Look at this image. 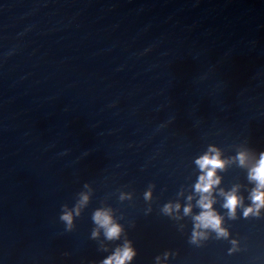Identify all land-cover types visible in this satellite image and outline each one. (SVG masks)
Wrapping results in <instances>:
<instances>
[{
  "label": "water",
  "instance_id": "95a60500",
  "mask_svg": "<svg viewBox=\"0 0 264 264\" xmlns=\"http://www.w3.org/2000/svg\"><path fill=\"white\" fill-rule=\"evenodd\" d=\"M210 147L228 236L191 243ZM261 152L264 0H0V264H100L125 240L132 264H264V208L244 215Z\"/></svg>",
  "mask_w": 264,
  "mask_h": 264
},
{
  "label": "clouds",
  "instance_id": "9594fccd",
  "mask_svg": "<svg viewBox=\"0 0 264 264\" xmlns=\"http://www.w3.org/2000/svg\"><path fill=\"white\" fill-rule=\"evenodd\" d=\"M248 158V153L246 151L240 152L237 155V159L241 166H246V161ZM195 163L200 168L202 175H200L197 184L195 185V191L200 194L201 198L198 201V206L201 208L199 215L194 217L196 222L195 229L192 234L191 243H196L198 238L203 236V233L198 231L199 229H212L217 232L218 236L227 238L228 232L224 229L222 225V217L219 216L213 208L214 200L211 198V192L215 185L220 183L219 177H216L215 173L217 169H222L224 167V162L220 159V154L217 149L210 147L208 153L199 157ZM248 179L255 183L250 199L252 201V206H249L244 210V215L247 217L249 214L259 215L261 208H264V152L260 153L259 159L248 171ZM221 194L225 197V202L223 207L228 210L229 216L235 218L236 209L241 205V198L236 194V189L232 191ZM150 193L145 194L147 199ZM191 199V197L189 198ZM88 197L82 195L79 204L86 203ZM179 206L177 205V208ZM75 213L79 216V207L74 208ZM190 206L185 207V214H189ZM164 213L170 214L172 207L170 205H165L163 209ZM59 219L64 223L66 231H72L75 227L73 224V213L67 210V205H62V211ZM95 224L100 228L104 229L105 238L108 241L119 240L124 229L119 224L114 222L112 216L107 210H97L93 213L92 217ZM98 233L94 230L91 233V238L95 239ZM106 250V249H105ZM137 250L133 246L130 240H125L122 244L115 247L111 255H108L103 259L100 264H132V261L137 256ZM165 257L168 253H164ZM157 261L160 257H156Z\"/></svg>",
  "mask_w": 264,
  "mask_h": 264
}]
</instances>
